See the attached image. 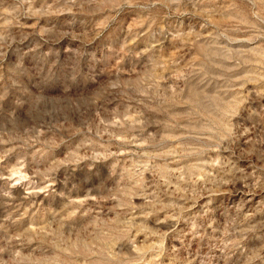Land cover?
Wrapping results in <instances>:
<instances>
[{
    "label": "rangeland",
    "instance_id": "1",
    "mask_svg": "<svg viewBox=\"0 0 264 264\" xmlns=\"http://www.w3.org/2000/svg\"><path fill=\"white\" fill-rule=\"evenodd\" d=\"M0 264H264V0H0Z\"/></svg>",
    "mask_w": 264,
    "mask_h": 264
}]
</instances>
